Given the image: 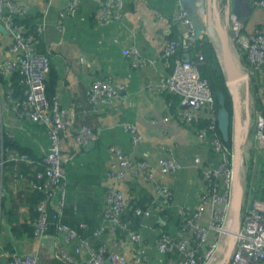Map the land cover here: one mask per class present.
Here are the masks:
<instances>
[{"label":"crops","instance_id":"obj_1","mask_svg":"<svg viewBox=\"0 0 264 264\" xmlns=\"http://www.w3.org/2000/svg\"><path fill=\"white\" fill-rule=\"evenodd\" d=\"M73 1L22 0L29 13V23L39 32V47L50 57L51 69L56 73L53 99L61 108L74 109L76 127L88 125L101 135L95 144L76 149V129L62 134L67 209L76 208V217L82 218L98 217L103 212L107 171L115 162L110 150L112 147L121 149L136 162L146 159L155 164L162 157L179 160L183 168L178 173L162 175L158 172L157 180L172 189L170 213L173 216H180V209H194L200 205L202 194L207 190L196 159L200 157L208 164L216 163V158L210 145L199 138L198 128L179 120L180 98L152 89L171 72L162 53L172 40L171 33L175 27L181 39V31L175 24L179 0H124L121 18L108 25L99 24L96 17L103 0H77L79 6L74 11L70 8ZM219 1L221 3L217 0L218 4ZM226 4V0L221 3L224 11ZM230 6L231 17L238 18L244 32L264 28V11L253 8L250 0H231ZM237 6L240 17L233 12ZM204 7V15H200L204 26H207V0H204ZM228 30L232 39L230 24ZM12 42V35L0 26V63L15 57L9 51ZM232 43L238 67L247 72L249 79H253L259 88L264 87V64L249 68L233 39ZM133 47L138 48L141 56L149 61L144 67L133 68L131 59L124 55L125 50ZM9 77H3L6 83L0 80V132L22 149L28 160L13 161L15 166L5 168L4 152L0 147V264H8V252L37 256L43 264H65L58 255L63 250L60 249L62 234L28 236L20 229L18 233L23 235L18 237L13 231L14 227L20 228L31 220L32 182L40 171L38 169L42 168L49 140L45 127L17 114L16 101L24 96L13 97ZM99 78L110 80L117 86L125 85L126 90L120 92L113 104L101 114L93 115L87 91L93 80ZM249 81L239 83L238 92L241 99L244 86L245 102L252 101L253 107L250 89L247 97ZM125 124L137 127L144 137L141 144H134ZM121 188L126 195L145 205L153 199L154 185L145 181L130 177L121 184ZM158 220L157 215L144 219L147 227L142 229L148 250L155 258L158 255L154 225ZM175 230L171 226L170 234L174 235Z\"/></svg>","mask_w":264,"mask_h":264},{"label":"built area","instance_id":"obj_2","mask_svg":"<svg viewBox=\"0 0 264 264\" xmlns=\"http://www.w3.org/2000/svg\"><path fill=\"white\" fill-rule=\"evenodd\" d=\"M253 8L264 11V0H250ZM124 0H103L97 12V21L108 25L121 18ZM79 1L71 3L74 11ZM204 9L197 8L198 15H204ZM29 13L22 0H0V26H3L13 37L9 48L14 58L4 59L0 63V72L4 76L19 74V83L24 89V98L16 101L19 117L25 118L46 128L49 149L43 162L45 171L37 178L43 180L45 188L41 189L43 197L37 205L39 217L34 222V235L47 233V203L53 200L58 212L64 213L67 196V174L63 154L62 134L76 129L74 144L76 149L91 146L101 138L100 133L88 125L76 127L77 116L73 110L61 108L54 99L47 96L46 80L51 71L50 57L38 51L39 32H29L23 20ZM201 16V15H200ZM175 24L181 31L180 40H170L162 58L171 67L168 76L162 77L160 83L152 89L162 94H172L180 98L178 118L186 125L198 128V136L210 145L216 163H204L197 157L196 163L203 175L207 190L202 194L201 203L194 209H180V228L176 235L166 233L163 227H156L155 249L162 264H217L222 259V248L226 247L231 237H235V247L227 264H264V182L258 189L254 183L256 176L245 192L241 213V224L238 231L232 228V215L235 211L233 200V163L224 147L218 131V109L209 81L200 71L204 60L202 54L197 60L187 61L178 54L181 40L192 49L197 39L194 20L178 2ZM231 35L243 57L249 64L259 67L264 64V28L253 32H244L243 24L236 17L231 18ZM131 59L133 68L144 67L149 61L141 56L138 48L124 51ZM171 62V64H170ZM125 85H115L110 80L95 79L91 83L87 98L93 115H99L111 106ZM231 92V91H230ZM259 96L264 99V87ZM247 115L250 112L246 106ZM243 109V108H242ZM245 127L251 125L241 110ZM166 120V119H165ZM205 122L204 127H200ZM254 125V166L264 168V109L255 110ZM129 130L134 144L144 141L135 125H124ZM247 137V136H246ZM234 141V140H233ZM3 152V145L0 143ZM235 147V144H234ZM111 154L115 162L107 171L105 206L103 223L95 233L104 236V241L97 247L82 237L78 231L67 223L60 224L58 233L62 234L59 256L65 264H152V259L142 229L147 225L142 221L139 231L132 229L127 213L131 209L134 197L126 195L121 184L128 178L145 181L154 185L153 199L147 203V209H136L135 213L144 219L153 215L159 216L172 205V189L157 180V174L175 175L183 165L175 158H160L157 163L149 160L136 162L121 149L112 147ZM214 155V156H215ZM13 161H27L26 155H18L15 150L9 152ZM259 170V171H260ZM245 176V175H244ZM36 187V185H34ZM85 224L80 227L85 228ZM131 245V247H126ZM8 264H43L39 257L17 252L7 253ZM80 259V261H79Z\"/></svg>","mask_w":264,"mask_h":264},{"label":"trees","instance_id":"obj_3","mask_svg":"<svg viewBox=\"0 0 264 264\" xmlns=\"http://www.w3.org/2000/svg\"><path fill=\"white\" fill-rule=\"evenodd\" d=\"M220 3V1H219ZM221 3H223V0H221ZM220 3V4H221ZM223 8V7H221ZM194 22L198 23L201 26H204L205 24L203 23V20L198 13L195 15L191 16ZM29 17H27L23 22L27 24L29 27V32H35L36 36V31L35 28L31 26V24L28 21ZM171 38L172 40H179V30L175 27L173 29V32L171 33ZM231 41V48L233 46L232 39L230 38ZM219 42V41H218ZM38 51L42 52V48L39 47V43L37 45ZM178 54L182 56L183 58H186L187 55L190 56L192 61H195L198 59L196 55L202 54L204 60L200 64V71L201 74L204 78H206L213 90V94L215 97V103L216 107L219 110L220 105L218 103V93H223V95L226 97V107L228 110L231 112L233 115L234 112V103H233V96L230 92L229 86L227 85V75L223 69V66L220 62L219 56L221 55V47L220 43H215L214 40H212L207 34H204L203 37L199 40H197L195 47L192 49L187 45L186 42H183L181 40L180 46H179V51ZM249 64H247L248 66ZM3 77L4 75L0 74V80L5 82ZM12 82V95L14 98L22 97L24 93L23 87L19 83V74L14 73L10 79ZM249 87H250V95L253 99V104H254V111L253 114H255V110L258 109H264V99H262L259 96V91L260 88L256 85L255 81L253 79H249ZM46 85H47V96L49 99H53L54 93H55V88L57 85V79H56V73L51 69L49 76L46 80ZM170 96L173 98L175 95L170 94ZM21 99V98H20ZM248 110L250 111L251 115V109L249 107V103L247 102L246 104ZM205 122H202L200 127H204ZM218 131L221 136L222 142L224 144V147L229 155V159H233L234 156V141L233 139H230L229 142H225L222 134L220 132L219 126H218ZM233 130L231 129V136H232ZM254 133V125L251 128V125L249 126L248 133L246 140L244 143L246 144L250 140V134L253 136ZM0 143L3 145V152H4V166L5 168L8 167V165H14L13 160L8 161L9 158V151L10 150H15L16 152H20L21 154L25 155L26 153L23 152L22 149L17 147L10 139H8L5 135H2L0 132ZM251 149L248 150L250 154V159H246L244 156L243 158L245 159L244 164H245V176H244V183H245V192L249 190V185H252V180L254 176H256V182L254 183L256 186H258V189L261 188L262 183L264 182V168L260 170V165L254 166L253 164V158L255 155V149H254V139L251 137ZM212 151V150H211ZM215 155V154H214ZM216 158V155H215ZM217 160V158H216ZM38 173L35 176L34 181L32 182V194L31 198L33 200L32 202V217L30 222L22 225L20 228H15L13 231L15 234L19 237L23 234H19L20 229H23L28 233V236H34V222L35 220L38 219L39 217V212L37 210V205L41 198L43 197V192L39 187L42 189L45 188L43 180H39L37 178L38 174H41L42 172L45 171V165L44 162H42V168H39ZM260 170V171H259ZM36 185V187H34ZM105 202V200H104ZM147 205V204H146ZM143 202L140 200L134 199L133 203L131 204V209L127 213V219L131 220L132 224V229L135 231H139L141 228V223L143 221L142 216L137 215L135 213L136 209H147L146 206ZM104 210V208H103ZM78 213V210L74 207L68 208L67 209V196H66V205L64 208V213L60 214L53 202V200H49L47 203V220H48V229L47 233H58V229L60 224L67 223L71 227L75 228L78 233L84 237L89 239L95 247L98 246L99 243L104 241L103 237L97 236L95 233L97 230L101 227L103 223V212L95 217L89 218V217H76V214ZM68 216H71V219H69ZM73 218V219H72ZM81 224H85V228L80 227ZM156 227H163L166 233H169V229L171 226H174L176 228L175 232L173 233L174 235L176 234L177 230L179 231L180 228V216H173L170 213V207L166 209L163 213L159 215V220L155 224ZM151 259H152V264H162V261L159 260V258H155L154 254H150Z\"/></svg>","mask_w":264,"mask_h":264},{"label":"water","instance_id":"obj_4","mask_svg":"<svg viewBox=\"0 0 264 264\" xmlns=\"http://www.w3.org/2000/svg\"><path fill=\"white\" fill-rule=\"evenodd\" d=\"M225 11L221 8V4L217 0H207L206 7V29L204 26L194 22L195 36L199 40L204 34H207L212 40H218L221 47V55L219 56L220 62L227 75V85L233 96L234 112L233 115L226 107V97L223 93H218V103L220 108L218 110L217 119L218 126L222 137L225 142H229L230 139L234 140V156H233V200L235 211L232 215V228L234 232L238 231L241 224V213L243 208L244 189L242 184V176L245 174V164L242 155L241 145L246 140L248 133V127H245L242 118L241 108H239L240 95L238 92V84L242 81L246 83L249 81V74L243 72L237 65L234 58L230 33L228 30L231 23V0H226ZM185 9L188 10L190 16L197 13L198 6L204 9V0H181ZM224 11V16H223ZM240 8L237 6L233 11L235 15L240 17ZM187 61L190 60V56L187 55ZM249 84H247V97L249 96ZM248 99V98H247ZM250 120V116H246ZM231 129L233 130L231 136ZM235 237H231L226 247L222 248V259L217 264H227L232 256L233 249L235 247Z\"/></svg>","mask_w":264,"mask_h":264},{"label":"rangeland","instance_id":"obj_5","mask_svg":"<svg viewBox=\"0 0 264 264\" xmlns=\"http://www.w3.org/2000/svg\"><path fill=\"white\" fill-rule=\"evenodd\" d=\"M205 21H206V18H205ZM206 26H204V29H206L205 28ZM214 42L216 43H219L218 42V40H214ZM244 85V84H243ZM240 88H241V86H240ZM241 99H242V103H241V105L243 106L242 108V110H243V112H244V114H245V112H246V108H245V99H244V86H242V88H241ZM249 106H250V109H251V115H250V120H251V128L253 127V111H254V104H253V107H252V101H250L249 102ZM250 112V111H249ZM251 137L253 138V136H251V134H250V140L245 144L244 142L242 143V145H241V150H242V155L248 160V159H250V154H249V152H248V150H250L251 149ZM245 160V159H244ZM231 162L233 163V159H231ZM264 170V169H263ZM242 179H244V175L242 176ZM103 238H104V236H102Z\"/></svg>","mask_w":264,"mask_h":264},{"label":"bare ground","instance_id":"obj_6","mask_svg":"<svg viewBox=\"0 0 264 264\" xmlns=\"http://www.w3.org/2000/svg\"><path fill=\"white\" fill-rule=\"evenodd\" d=\"M241 85V84H240ZM240 85H239V87H240ZM238 91H239V88H238ZM241 102H242V100H240V102H239V108L241 107V110H242V106H241Z\"/></svg>","mask_w":264,"mask_h":264}]
</instances>
